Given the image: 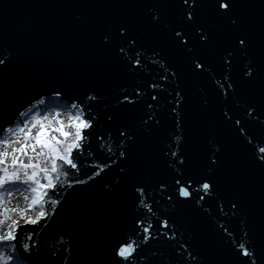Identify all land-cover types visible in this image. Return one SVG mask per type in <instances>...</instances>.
Listing matches in <instances>:
<instances>
[{"label": "water", "instance_id": "1", "mask_svg": "<svg viewBox=\"0 0 264 264\" xmlns=\"http://www.w3.org/2000/svg\"><path fill=\"white\" fill-rule=\"evenodd\" d=\"M152 5L159 8L162 17L160 26L153 27L150 22L149 9ZM242 11L251 19L258 18L261 12L259 0H254L253 6ZM73 13H81L89 23L73 25ZM180 15L177 0H120L115 6L111 0L90 6H71L66 0H0V45L13 53L8 66H0V119L7 120L17 109L26 110L34 97L48 98L53 96L54 91H60L62 97L55 100L69 108L73 101L85 108L91 106L92 114L98 118V123L94 122V129L88 130L92 133L91 146L80 156V178H86L94 170L88 165L111 164L110 169H105L95 182L89 181L88 186L77 185L75 190L67 189L69 194L62 197L67 203L59 209V215L54 218L55 223L39 227L31 234L33 239L25 241L39 245L41 255L34 258L33 264H50L52 260H60L62 264V257L66 255L62 250L67 245L61 244V233L65 234V240L71 237V264H112V249L122 240L140 244L137 252L143 258L134 259L131 264H196L188 261L187 252L180 248L181 243L190 245L189 251L199 256V264H243L247 258L236 255L234 240L244 241L258 252L264 248V229L260 226L256 210L260 171L253 162L247 138L242 139L233 125L222 119L225 105L222 97H216L212 91L214 82L210 80L213 74L219 77L221 71L218 57L229 46L226 30L215 15L214 0H204L197 17L198 23L212 27L216 36L206 53L215 71L193 77L184 66L183 56L170 48L164 39L168 27L182 26ZM113 20L132 22L135 32L144 37L141 43L145 47L136 46V51L142 53L144 67L128 70L127 58L134 57L135 52L128 51L127 44L124 54H118L116 50L103 52L99 49L96 29L107 26ZM152 47L163 48L169 61L182 69L181 87L187 93L184 109L186 118L193 111L200 113L195 126L189 123L179 141L175 137L181 136V132L177 131L172 119L175 114L169 111L167 100L170 97H167L166 92L158 96L156 112L161 123L155 125L150 121L153 125L151 128L141 123L142 119L147 118V103L156 104L150 96H142L135 106L117 104V98H122L123 89L131 93L140 87L145 92L155 94L148 85L153 81L163 83L159 81L163 70L159 65L148 63ZM118 55L124 56V60L119 59ZM242 59L238 56L234 75ZM88 95H97L98 100L89 101L86 99ZM202 95H207L209 101L203 110L200 103ZM236 101L241 105L248 102L260 107L259 95L253 89H241ZM227 107L234 117L242 120L247 129L260 131V127L249 122L243 108L237 107L235 101L230 99ZM108 115L113 116L111 122L107 119ZM261 120H264V116ZM121 127L132 129L136 137L135 143L126 142L130 145L129 155L123 164L108 152L111 147L118 155V144L122 140L118 129ZM98 134H103V141L96 139ZM210 140L213 146L217 142L223 145L228 171H244L253 177L254 189L240 193L243 207L237 216L232 215L228 204L231 195L237 194V189L227 179L224 169L217 170L218 196L206 197L200 205L190 200L178 203L175 209H169L172 201H168L167 196L179 199L175 190L176 177L183 173V181L189 177L196 181L210 174L207 167L210 163ZM177 143L187 157L182 168L178 163L170 166L172 158L165 155L169 145L173 151L177 150ZM101 144L104 145L103 149ZM261 146L264 144L252 142L257 153ZM120 166L128 167L129 174L121 179L114 192H108L105 185L116 183L122 175ZM64 179L61 177V180ZM133 183L148 186V202L152 203L156 212V216L150 217L156 238L150 239L147 245L141 242V236L136 233L134 220L137 216L144 218L149 214L136 207L139 194L134 193L131 187ZM161 183L167 186L163 193L159 190ZM193 195L195 197V193ZM221 203L225 205L224 212L220 211ZM92 211L95 212L94 216L89 214ZM157 216L161 220L169 219L170 227L176 230L174 240L158 235L167 229L160 227ZM49 219H52L51 215ZM249 228L252 230L245 238L243 234ZM54 251L57 255L51 257L50 253ZM257 259L258 264H264V254L258 255Z\"/></svg>", "mask_w": 264, "mask_h": 264}, {"label": "snow or ice", "instance_id": "2", "mask_svg": "<svg viewBox=\"0 0 264 264\" xmlns=\"http://www.w3.org/2000/svg\"><path fill=\"white\" fill-rule=\"evenodd\" d=\"M71 6H90L102 3L104 0H66ZM120 0H111L113 6ZM180 7L181 27H168L164 39L167 45L178 52L184 58V66L193 77H200L214 72L211 64L208 62L207 50L213 45L216 36L212 27L198 23V9L204 0H177ZM254 0H214L215 15L225 28V36L229 46L224 48L223 54L218 57L220 62L219 77L213 74L210 80L213 83L212 91L216 97L221 98L225 105L222 109V119L231 123L242 139L247 138V145L252 152V159L257 169L260 171L258 184V211L260 217V226L264 229V146L257 149L252 147V142L264 144V0H259L261 12L258 18L251 19L244 14L242 9L253 6ZM150 11V22L153 27L162 24V17L159 8L152 5ZM71 22L75 26L87 25L88 20L81 13H73ZM98 34L99 49L103 52H111L116 50L118 54L126 52L125 44L129 46L128 51L135 52V56H129L126 67L129 71L144 67L142 64L141 52L136 51V46L144 48L141 43L144 39L139 32H135V25L127 20H113L107 26L96 29ZM135 32V34H133ZM193 38L195 43L193 42ZM199 49V53L197 52ZM8 55H5V53ZM152 56L148 59V63L159 65L163 70L159 75V81H153L148 87L154 90V93L145 92L140 87L133 89L131 93L127 89H123L122 98H117L118 105H133L142 96H150L156 104L147 103L148 111L145 113L146 119H142L141 123L148 128L161 123L158 119L159 113L156 112L159 105L158 96L167 93L169 111L175 115L172 119L175 122L177 131L181 132V136L175 137L177 141L181 140L183 130L191 123L195 126L200 117V113L193 111L187 118L184 114L187 102V93L181 87V67L174 66L165 55L163 48L152 47ZM12 50L4 48L0 45V66L7 67L11 62ZM242 57L238 70L234 75V69L237 68V59ZM122 61L124 56L118 55ZM175 85L172 87V85ZM167 85V87H165ZM171 88V91H168ZM241 89L255 90L260 99V107L256 104L244 102L243 105L236 101V97ZM53 96L61 98L60 91H54ZM89 101H97V95H88ZM236 102L237 107H242L244 114L249 118V122L260 127V131H251L244 126L239 117L231 114V109L227 107L229 100ZM201 110L208 106L207 95H202ZM50 105L44 96H37L33 101H29L26 110L17 109L7 120L0 119V190H6L9 196L14 191H18L15 186L23 185L25 191L29 195L23 198L30 201L27 208L20 211L19 218L9 216V209L4 208L0 214V264H33L35 257L41 255L39 245L36 243L29 244L25 241L32 240V233L41 226H50L55 223V216L59 215V209L63 208L66 200L62 197L69 193L67 189L75 190L77 185L88 186L89 181L95 182V179L101 175L105 169H110L111 164L88 165L94 170L86 178L82 179L81 173L82 161L80 156L86 148H90V138L92 133L88 130L94 129V122L98 123L96 115L92 114L91 106L85 108L82 104L75 101L71 103V108L75 109L74 114H69L67 123L59 119L60 112H56L54 117L51 114L46 115ZM108 121L113 120L112 115H108ZM138 131V129H137ZM119 142L118 155L108 148V152L117 157V160L123 164L128 159V149L130 145L126 142L135 143V133L132 129L121 127L118 129ZM110 136V133H109ZM97 140L103 141V134L96 136ZM208 151L210 152V163L208 169L210 174L200 177L193 181L191 177L187 181H183V173L180 177L175 178L176 192L178 198L174 200L172 195L167 196L168 201H172L169 209H175L178 203L194 200L197 205L205 201L206 197L218 196L217 170L224 169L228 180L235 185L237 194L231 195L228 200L230 211L233 216H237L242 211V200L240 193L252 191L254 189L253 177L244 171H228L226 168L225 150L223 145L216 144L213 141L208 142ZM103 149L104 145H100ZM181 145L177 143L175 151L169 145V150L165 155L172 158L171 165L177 163L182 168L187 160L185 154L180 151ZM91 155V153H89ZM116 161H113L115 163ZM179 171V169H177ZM119 171L122 174L117 178L115 184H106L108 192H114L124 177L129 174V168L120 166ZM64 177V180H61ZM134 193L139 194L136 199L138 209H144L148 217H140L134 220L136 233L141 236V242L147 245L150 239H155L156 234L153 233V222L151 216H156L152 203H149V193L147 185L136 184L131 185ZM167 186L163 183L159 185L161 193L165 192ZM195 193V197L193 195ZM158 203V202H157ZM46 205L48 206L46 208ZM224 203L220 204V211L224 212ZM13 213L15 209L11 210ZM90 215H95L92 211ZM227 215V213H225ZM52 219H49V217ZM160 227L167 229L166 232H159L160 237H167L168 240H174L176 230L170 227L169 219L161 220L156 217ZM23 221V223H21ZM6 226V227H5ZM32 226V227H27ZM228 232V229H223ZM249 228L244 232L247 238ZM169 232L171 235L169 236ZM29 233V235H24ZM231 235V233H228ZM63 233L59 235L61 244L67 245L63 248L66 253L62 257V264H71L73 244L71 237L64 239ZM23 236V239H22ZM237 256H243L247 259L243 264H258V255L264 254V248L258 250L251 247L244 241H233ZM190 245L181 243L180 248L187 252V259L190 262L199 264V256L189 251ZM140 244L136 241L129 242L122 240L118 242L112 249V264H131V261L137 258H143L137 250ZM135 254V255H134ZM57 252L50 253L51 257H55ZM152 255H155L153 253ZM117 257L119 259H117ZM50 264H61L60 260H52Z\"/></svg>", "mask_w": 264, "mask_h": 264}, {"label": "rangeland", "instance_id": "3", "mask_svg": "<svg viewBox=\"0 0 264 264\" xmlns=\"http://www.w3.org/2000/svg\"><path fill=\"white\" fill-rule=\"evenodd\" d=\"M49 109L45 112L46 115L51 114V117L55 116L56 112H60L61 116L59 119L64 120L67 123V118L69 114H74L76 112L75 109L66 107L64 103L60 102L59 100H52L49 101ZM3 148L0 146V151ZM18 191H14L12 196H9L6 190H0V214L3 213V209H9L8 215L13 216L14 218H19L20 211L27 208V205L30 201L24 200L25 195H29L23 185L15 186ZM17 205V206H16ZM15 209L16 212L13 213L11 210ZM23 223V221H21ZM6 227V226H5Z\"/></svg>", "mask_w": 264, "mask_h": 264}, {"label": "bare ground", "instance_id": "4", "mask_svg": "<svg viewBox=\"0 0 264 264\" xmlns=\"http://www.w3.org/2000/svg\"><path fill=\"white\" fill-rule=\"evenodd\" d=\"M48 101H52V100H55L56 99V97H54V96H52V97H48V98H46ZM17 206V205H16Z\"/></svg>", "mask_w": 264, "mask_h": 264}]
</instances>
